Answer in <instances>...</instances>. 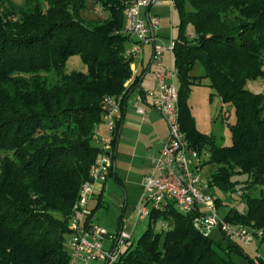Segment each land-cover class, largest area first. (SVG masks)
I'll return each mask as SVG.
<instances>
[{"label":"trees","instance_id":"1","mask_svg":"<svg viewBox=\"0 0 264 264\" xmlns=\"http://www.w3.org/2000/svg\"><path fill=\"white\" fill-rule=\"evenodd\" d=\"M94 1L102 11L88 21L81 14L85 0H24V6L0 0V264H68V225L100 152L93 131L103 121L102 102L140 84L124 55L127 0ZM174 9L182 130L209 155L206 164L217 167L212 187L244 192L246 212L232 209L225 220L261 233L264 244V94L246 88L248 81L264 82V0H174ZM75 55L87 71L67 74ZM199 62L223 104L234 108L231 146L201 135L190 115ZM50 70L60 84L42 80L40 73ZM161 216L173 219L165 233L153 227ZM194 216L173 203L152 210L149 229L128 244L121 264H236L194 227ZM243 250L229 241V252Z\"/></svg>","mask_w":264,"mask_h":264},{"label":"built area","instance_id":"2","mask_svg":"<svg viewBox=\"0 0 264 264\" xmlns=\"http://www.w3.org/2000/svg\"><path fill=\"white\" fill-rule=\"evenodd\" d=\"M150 5L160 8L166 3L163 0H127L123 33L130 38V47H125L124 55L131 60L134 69L143 61L144 46L154 42L157 86L143 94L151 99L154 109L166 121L170 135L159 155L152 158L150 172L145 176L137 210L138 220L144 221L151 216L149 206L153 205L152 210H155L173 203L180 213L195 215L194 227L205 237H211L212 231L220 228L231 243L251 247L255 234L261 237V233L220 218L218 199L211 194L213 181L210 176L202 175L204 154L191 146L182 130L177 70L172 66L168 69L165 65L166 53L170 51L173 55L174 43L171 48L164 43L157 46V33L161 26L159 18L150 13L147 20L142 16ZM168 6L174 9V0H169ZM126 97L124 93L106 97L102 102L103 121L93 131L94 138H100V152L90 170L89 179L81 186L68 225V264H121L122 255L132 240V236L123 229L117 234H110L95 224V212L90 207L97 193H103L108 180L114 175L115 141ZM139 101H142L141 97ZM137 112L144 115L145 109L138 107ZM102 126L108 131L104 136L101 135ZM125 223L122 221V228ZM256 263L259 264L258 261Z\"/></svg>","mask_w":264,"mask_h":264},{"label":"rangeland","instance_id":"3","mask_svg":"<svg viewBox=\"0 0 264 264\" xmlns=\"http://www.w3.org/2000/svg\"><path fill=\"white\" fill-rule=\"evenodd\" d=\"M13 1L19 6H24V0ZM163 1L166 3L165 6L154 7L151 11L152 15L157 16L161 22L156 44L160 46L164 43L167 48H171L173 43L179 38L180 15L178 9H171L168 6L169 0ZM85 2V9L81 13L82 17L88 21L95 20L97 18L95 16L97 10L102 8L101 4L95 5L94 0H85ZM187 9L191 10V7L187 5ZM142 16L143 19L147 20V16L144 13ZM185 32L187 36H192V26L188 25ZM126 47H130V42L126 43ZM152 56V45H145L144 56L142 57L144 58L145 70L148 69ZM171 56V52L168 51L165 57V65L168 69L171 68ZM137 65L141 69V64ZM155 68L156 64L147 72L142 87L148 88L150 84H153ZM172 68L176 69L174 56ZM144 69L140 70L141 76ZM73 71H87V67L78 55L69 59L65 73L70 74ZM192 74L201 79V84L192 87L188 99L190 115L195 122L197 131L201 135L213 137L220 146H231L233 137L230 125L235 123L236 120L233 106L231 104H223L220 94L211 88L209 80L205 78L206 70L200 62L195 65ZM40 76L50 87L56 86L61 82V79L53 70L40 73ZM246 88L252 92L264 94V82L261 80L248 81ZM139 92L137 91L135 95L138 96ZM138 107L140 106H137L132 100L130 101V110L123 124V132L119 141L118 153L120 157L117 162L116 180L110 179L104 203L95 212V224L110 234H117L123 229L124 232L132 236L130 243H137L149 229L150 216L144 221L138 220L137 217L142 185L149 171L153 150L158 148L163 138L170 135L167 123L156 110L151 109V112L155 113L156 116L151 119L147 114L144 116L138 115L136 112ZM146 109L148 111L149 108ZM101 130L102 134L108 133L105 126H102ZM93 144L99 148L100 138H96ZM203 154L205 165L202 169V175L203 177H208L216 171L217 167L206 164L209 155L207 156L206 152ZM245 178L246 176L236 177L239 181H243ZM239 189V186L234 192H224L216 187L211 189V194L221 201L220 207H218L221 219H225V216L232 209H236L240 213L246 212V205L242 196L244 192ZM254 195L260 196V192L258 191ZM95 205L96 203L93 201L91 207L94 208ZM152 209L153 205L149 206V210L152 211ZM122 221H126L124 228H122ZM153 227L156 232L165 233L173 227V219L161 216ZM211 239L218 253L236 264H257L256 261L260 264L259 259L264 262V244L261 243L260 235L255 234L253 245L251 247H243L242 254L238 251H228L229 241L220 228H215L212 231Z\"/></svg>","mask_w":264,"mask_h":264},{"label":"crops","instance_id":"4","mask_svg":"<svg viewBox=\"0 0 264 264\" xmlns=\"http://www.w3.org/2000/svg\"><path fill=\"white\" fill-rule=\"evenodd\" d=\"M153 8H154V7H152L151 10H150V14H151V15H152L151 11H152ZM157 8H158V7H157ZM143 13L147 16V9L144 10ZM152 47H153V46H152ZM173 56H174V54L171 56V66H172V63H173ZM152 59H153V56H152ZM152 59H151V61H150V64H149L148 69H146V70L144 69V68H145V67H144V58H143L142 63H140V64H141V69H144V71H143V75H142V76H141V74H140V70H141V69H140L139 65H137V67H134V69L132 68L133 71L136 73V74H134L135 77H141V80H140V84H139V86H137L135 89H133V90L127 95V97H126V99H125V101H124V105H123V117H122V120H121L122 123H121L120 129H119L120 134H119L118 142H116V144H115V156H114L115 166H114V175L111 177V178H113L114 180H116L115 177H116V175H117V162H118V159H119V157H120V156H119V153H118V150H119V141H120V139H121V135H122V132H123V131H122L123 124L125 123V120L127 119L128 111L130 110V109H129V103H130V101L132 100L133 102H135V104H136L137 106L143 107V108L145 109V114H144V115L147 114V116L150 117L151 119H154V117H156V116H155V113L151 112V109H154V107H153L152 104H151V99H150L149 97H146V96L143 94V92L146 91V90H152V89H155V88H156V86H157V80H156L155 72H156L157 66H156V68H155V72H154L155 79H154V81H153V84H150L148 88L142 87V84H143V82L145 81V76L147 75V72H149L150 69H151V68L154 66V64H155V62L152 61ZM152 63H154V64H152ZM151 64H152V65H151ZM137 91H140L139 94H138V96L135 95V93H136ZM140 97L142 98V101H139V98H140ZM145 107H146V108H149L148 111H147V109H146ZM154 110H155V109H154ZM156 111H157V110H156ZM136 112H137V111H136ZM157 112H158V111H157ZM158 113H159V112H158ZM137 114L140 115V116H144V115L139 114L138 112H137ZM159 114H160V113H159ZM160 115H161V114H160ZM161 117H162V115H161ZM162 118H163V117H162ZM163 120H164V118H163ZM164 121H165V120H164ZM165 123H166V121H165ZM101 135L104 136V135H106V134H102V130H101ZM168 139H169L168 136H166V138H163L162 141H161V144L158 146V148H156L155 150H153V152H152V157H151V161H152V158H153V157H156V156L159 155V153H160V151H161L163 145L168 141ZM94 140H95V138H94ZM124 141H125V138H124ZM100 147H101V141H100ZM100 147H99V149H100ZM151 161H150V167H149V171H148V173L150 172V169H151ZM148 173H147V174H148ZM111 178H110V179H111ZM110 179L108 180L107 185L105 186V189H104L103 193H97L95 199L93 200V201L96 203V205H95L94 208L91 207V204H92L93 201L90 203V207H91L93 210H95V212H96L97 209L102 205V203H104L105 194L107 193V191H108V189H109V181H110Z\"/></svg>","mask_w":264,"mask_h":264},{"label":"water","instance_id":"5","mask_svg":"<svg viewBox=\"0 0 264 264\" xmlns=\"http://www.w3.org/2000/svg\"><path fill=\"white\" fill-rule=\"evenodd\" d=\"M151 8H152V5H150V7L148 8L147 15L150 13ZM152 46H153V49H154V47H155L154 42H153V45ZM153 58H154V52H153ZM152 61H153V59H152Z\"/></svg>","mask_w":264,"mask_h":264},{"label":"bare ground","instance_id":"6","mask_svg":"<svg viewBox=\"0 0 264 264\" xmlns=\"http://www.w3.org/2000/svg\"><path fill=\"white\" fill-rule=\"evenodd\" d=\"M152 64H154V63H152ZM152 64H151V65H152Z\"/></svg>","mask_w":264,"mask_h":264}]
</instances>
